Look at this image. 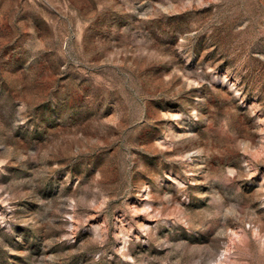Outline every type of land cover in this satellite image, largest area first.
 <instances>
[{
  "label": "rangeland",
  "instance_id": "rangeland-1",
  "mask_svg": "<svg viewBox=\"0 0 264 264\" xmlns=\"http://www.w3.org/2000/svg\"><path fill=\"white\" fill-rule=\"evenodd\" d=\"M0 264H264V0H0Z\"/></svg>",
  "mask_w": 264,
  "mask_h": 264
}]
</instances>
